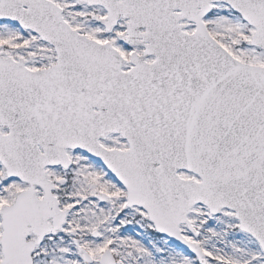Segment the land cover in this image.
Segmentation results:
<instances>
[{
	"label": "water",
	"instance_id": "95a60500",
	"mask_svg": "<svg viewBox=\"0 0 264 264\" xmlns=\"http://www.w3.org/2000/svg\"><path fill=\"white\" fill-rule=\"evenodd\" d=\"M211 1L217 0L115 4L131 17V36L143 35L150 41L146 54L157 56L153 64L135 59L136 67L125 73L115 50L72 31L55 3L1 0L0 17L52 42L58 64L34 72L0 58V125L12 129L0 134V158L12 177L48 190L41 201L32 188L6 212L0 264H31L34 243L26 237L50 232V216L61 225L43 170L68 166L67 147L103 159L128 186L130 204L144 207L161 232L193 251L198 248L184 238L180 224L197 202L214 213L234 208L242 228L264 246V66L241 62L211 37L201 21ZM224 1L257 26L252 42L264 47V0ZM185 18L197 22L196 33L182 31L179 21ZM143 26L148 32L139 34ZM111 132H121L131 148H103L99 138ZM183 168L202 181L181 178ZM101 263H116L110 250Z\"/></svg>",
	"mask_w": 264,
	"mask_h": 264
},
{
	"label": "rangeland",
	"instance_id": "374dc122",
	"mask_svg": "<svg viewBox=\"0 0 264 264\" xmlns=\"http://www.w3.org/2000/svg\"><path fill=\"white\" fill-rule=\"evenodd\" d=\"M64 9L66 20L80 33L99 42H109L126 57L124 69L132 63L131 54L144 51L141 42L126 43L127 21L121 19L107 31L104 21L107 10L79 0H53ZM210 33L236 58L251 64L264 65V49L251 44L255 28L223 3L214 4L206 17ZM193 23L186 28L194 31ZM14 59H24L29 68H45L56 63L52 45L38 35L24 30L17 23L0 20V52ZM152 61L153 56L145 58ZM101 143L106 148L127 149L128 142L119 134H111ZM72 164L67 169L48 168L47 175L56 184L54 193L68 217L56 234L47 236L34 251V264H85L78 245L93 257L90 264H100L102 253L110 248L117 264H264V251L258 241L240 228L239 219L231 209L213 215L204 205H196L190 214L193 230L181 226L184 236L199 245L204 263L196 255L159 233L139 206L127 204L126 189L111 171L96 158L82 150L68 149ZM183 177L196 178L189 172ZM64 179L63 184L59 180ZM0 206L12 204L18 192L28 187L20 180H10L0 163ZM39 196L43 190L37 187ZM103 193L109 201L99 197ZM98 232V236H93ZM2 220L0 216V239ZM31 239H36L31 235ZM0 243V260L2 259Z\"/></svg>",
	"mask_w": 264,
	"mask_h": 264
}]
</instances>
